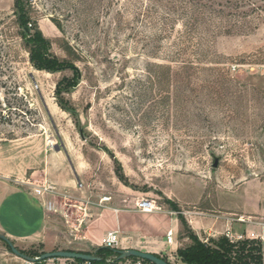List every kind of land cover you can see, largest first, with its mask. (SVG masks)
I'll return each mask as SVG.
<instances>
[{"label": "rangeland", "instance_id": "rangeland-1", "mask_svg": "<svg viewBox=\"0 0 264 264\" xmlns=\"http://www.w3.org/2000/svg\"><path fill=\"white\" fill-rule=\"evenodd\" d=\"M25 2L23 40L0 0V179L52 184L72 222L87 198L154 201L159 229L177 220V248L191 244L178 213L264 209V0ZM39 39L64 68L37 69Z\"/></svg>", "mask_w": 264, "mask_h": 264}, {"label": "crops", "instance_id": "crops-1", "mask_svg": "<svg viewBox=\"0 0 264 264\" xmlns=\"http://www.w3.org/2000/svg\"><path fill=\"white\" fill-rule=\"evenodd\" d=\"M101 197L92 200L93 205L87 207L90 218L86 226L76 235L77 238L85 237V240L75 241L64 231L60 233L61 229L56 226L63 222L62 214L65 211L61 207L59 213H48L43 209L41 202L33 197L30 190L15 187L0 179V234L8 238L14 247L24 254L34 250L40 253L68 250L93 252L100 247V239L114 231L119 233V250L133 249L164 259L167 251L178 249L177 244L169 247L164 240V236L170 229L176 235L178 228L176 218L170 219V226L161 230L159 229L158 216L135 210V199L129 201L124 198L120 203L111 197L110 203L99 207L97 202ZM219 207L222 213L264 216V209L259 210L255 205L246 207L241 204L239 198L238 202L222 203ZM114 209L118 211L115 212ZM77 216H80L79 212H77ZM186 219L192 229L199 234L202 232L206 234L209 228L216 232H222L225 227L224 221L214 222L193 214H190ZM142 239L146 241L142 242ZM55 261L65 262L62 259H52L46 260L42 264L55 263ZM0 264L34 263H28L12 254L6 244L0 240Z\"/></svg>", "mask_w": 264, "mask_h": 264}, {"label": "built area", "instance_id": "built-area-1", "mask_svg": "<svg viewBox=\"0 0 264 264\" xmlns=\"http://www.w3.org/2000/svg\"><path fill=\"white\" fill-rule=\"evenodd\" d=\"M31 194L34 198L39 200L42 204L43 209L48 213H59L60 206H58V197H69L61 194L52 184L47 182H41L39 184H31ZM111 202V197L103 196L97 202V206L102 207L106 203ZM93 205L91 198H87L85 201L79 203V205H72L71 207L80 213V216L72 222V217L68 213H64L63 218L65 219V224L69 227L67 232L68 236L73 240L84 241L85 237L77 238V234L86 226L88 219L90 218L87 207ZM135 210L141 213H152L159 212L161 209L156 206L154 201H150L144 198L137 200L135 203ZM115 212L118 210L114 209ZM173 215L174 213H170ZM214 222L224 221V229L222 232H216L214 229L209 228L206 231L208 238H224L229 244L233 245L234 248H238L240 245L246 244L247 246H256L264 250V216L258 215H237L228 213H219L218 215L212 216ZM239 227L234 228V225ZM166 243L169 247L176 245L175 234L172 229L166 233ZM206 243L207 240L202 241ZM99 246L103 248L119 250L120 248V237L118 231L110 232L102 237L99 241ZM176 252L170 251V253ZM171 255V254H170ZM128 260V259H127ZM131 260H128L129 262ZM170 258L167 259V262ZM171 262V261H170ZM169 263V262H168ZM132 264H151L146 261L137 259L136 262ZM171 264V263H169Z\"/></svg>", "mask_w": 264, "mask_h": 264}, {"label": "trees", "instance_id": "trees-1", "mask_svg": "<svg viewBox=\"0 0 264 264\" xmlns=\"http://www.w3.org/2000/svg\"><path fill=\"white\" fill-rule=\"evenodd\" d=\"M14 16L15 23L18 27V33L20 37L25 40L26 37L31 38V28L27 27L28 21V10L26 8L25 0H14ZM28 29L26 32L25 29ZM36 36V35H35ZM47 42H41L40 39L36 41V45H44L39 48L38 52L34 53L30 51V57L34 61L35 66L38 70L46 72H56L64 67H59L58 62L55 58L49 57L46 51ZM26 45V43H25ZM120 181H124L123 177L118 175ZM178 220L181 223L182 232L191 241V244L185 248H178L176 250V256L182 264H257L261 263L260 256H256L253 250L256 246H247L246 244L240 245L238 249L234 248L233 245L229 244L224 238H219L217 242L213 243V248L202 244L194 232L188 226L187 221L181 213L177 215ZM7 246V245H6ZM9 249V247L7 246ZM10 250V249H9ZM69 251V250H68ZM117 250L99 247L93 252H86L96 258L92 262H84L82 260H65L68 264H122L125 260L117 261L118 254ZM22 253V252H21ZM85 253V252H81ZM24 254V253H23ZM43 253L36 250L30 251L25 255L29 257H38ZM106 256H112L113 258L107 262ZM137 260L136 258H129L128 260ZM127 260V259H126ZM165 260V259H164ZM167 261V259H166ZM44 261L37 262L34 264H42ZM147 262V261H146ZM149 263V262H148Z\"/></svg>", "mask_w": 264, "mask_h": 264}, {"label": "water", "instance_id": "water-1", "mask_svg": "<svg viewBox=\"0 0 264 264\" xmlns=\"http://www.w3.org/2000/svg\"><path fill=\"white\" fill-rule=\"evenodd\" d=\"M25 31L27 32L28 29L26 28ZM218 167V159L214 158V162L212 165V168ZM0 240L3 241L10 249L11 253L15 256L21 258L22 260L28 262V263H37L41 261L46 260H55V259H62V260H82L84 262H92L96 260V258L90 254L81 253V252H75V251H54V252H45L41 254L38 257H29L20 251H18L14 245L10 242L8 238H6L4 235L0 234ZM118 257L116 258L117 261L126 260L129 258H136L143 261H147L151 264H169L166 260L163 258L147 253L142 252L138 250L128 249V250H117Z\"/></svg>", "mask_w": 264, "mask_h": 264}]
</instances>
